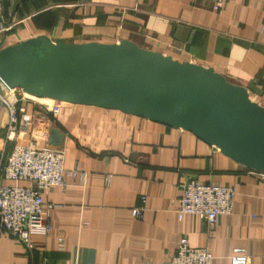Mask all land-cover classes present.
Here are the masks:
<instances>
[{"label":"crops","instance_id":"1","mask_svg":"<svg viewBox=\"0 0 264 264\" xmlns=\"http://www.w3.org/2000/svg\"><path fill=\"white\" fill-rule=\"evenodd\" d=\"M6 6L20 22L0 37L2 47L44 35L128 39L213 67L264 105V0H221L219 9L205 0H7ZM37 98L25 101L34 116L30 132L40 144L50 142L53 127L64 133L65 183L44 194L53 204L51 229L34 230L32 249L0 224V264H174L183 236L208 246L213 264H231L235 247L264 263V179L251 168L181 127L69 102L55 115L44 107L53 98ZM7 122L1 107L0 162L13 143L5 139ZM189 177L234 185L233 212L212 228L196 214L180 219L178 199Z\"/></svg>","mask_w":264,"mask_h":264},{"label":"water","instance_id":"2","mask_svg":"<svg viewBox=\"0 0 264 264\" xmlns=\"http://www.w3.org/2000/svg\"><path fill=\"white\" fill-rule=\"evenodd\" d=\"M14 86L64 102L118 109L181 127L247 167L264 171V105L213 67L179 61L123 39L53 41L48 36L2 47V96ZM64 133L50 132L61 145Z\"/></svg>","mask_w":264,"mask_h":264},{"label":"built area","instance_id":"3","mask_svg":"<svg viewBox=\"0 0 264 264\" xmlns=\"http://www.w3.org/2000/svg\"><path fill=\"white\" fill-rule=\"evenodd\" d=\"M219 9L221 0H205ZM7 0H0V37L8 34L20 22L7 9ZM33 99L22 87L14 86L2 96V107L8 113L5 139L13 143L0 162V224L14 239L28 249L34 246L32 235L36 228L51 229L50 209L53 204L44 194L56 185L65 183V160L67 149L62 145L40 144L32 136L34 116L26 111L25 101ZM61 100L54 99L44 107L55 115L61 112ZM30 133V135H29ZM49 140V136L47 135ZM8 143V142H7ZM264 179V171L252 169ZM85 178V173L82 175ZM21 181V182H20ZM237 189L216 181H201L196 177L185 179L178 199L179 218L196 214L211 228L221 215L234 210ZM142 208L135 207L136 217L142 216ZM174 264H213L214 254L208 246L192 245L183 236L173 256ZM231 264L254 263L246 247H235L230 255Z\"/></svg>","mask_w":264,"mask_h":264},{"label":"bare ground","instance_id":"4","mask_svg":"<svg viewBox=\"0 0 264 264\" xmlns=\"http://www.w3.org/2000/svg\"><path fill=\"white\" fill-rule=\"evenodd\" d=\"M33 96V98H35V99H39V98H37V96H34V95H32Z\"/></svg>","mask_w":264,"mask_h":264}]
</instances>
